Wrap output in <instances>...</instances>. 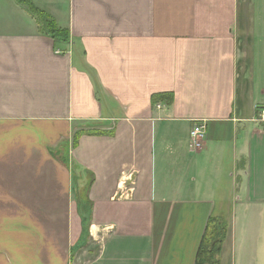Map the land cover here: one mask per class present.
Listing matches in <instances>:
<instances>
[{"label":"crops","instance_id":"crops-1","mask_svg":"<svg viewBox=\"0 0 264 264\" xmlns=\"http://www.w3.org/2000/svg\"><path fill=\"white\" fill-rule=\"evenodd\" d=\"M262 109L264 0H0V264H264Z\"/></svg>","mask_w":264,"mask_h":264},{"label":"trees","instance_id":"trees-1","mask_svg":"<svg viewBox=\"0 0 264 264\" xmlns=\"http://www.w3.org/2000/svg\"><path fill=\"white\" fill-rule=\"evenodd\" d=\"M25 1V0H24ZM31 12L37 16H43L44 14L34 7L31 3H28ZM45 26L48 29V34L54 39L61 42H68L67 32L56 26L53 21H46ZM153 104L165 103L167 105H172L174 102V97L172 94H161L156 95L152 98ZM88 131L77 132L74 135V146L79 141L81 135L86 134ZM102 131H95L91 134H102ZM87 134H90L87 133ZM228 224L224 219L212 217L209 219L206 226L205 233L203 235L200 248L196 256L195 264H220V254L222 251L223 243L227 236Z\"/></svg>","mask_w":264,"mask_h":264},{"label":"built area","instance_id":"built-area-1","mask_svg":"<svg viewBox=\"0 0 264 264\" xmlns=\"http://www.w3.org/2000/svg\"><path fill=\"white\" fill-rule=\"evenodd\" d=\"M60 51H58L59 53ZM260 121L264 122V109L260 111ZM206 123H198L190 132L189 145L192 150L200 149L206 138Z\"/></svg>","mask_w":264,"mask_h":264},{"label":"rangeland","instance_id":"rangeland-1","mask_svg":"<svg viewBox=\"0 0 264 264\" xmlns=\"http://www.w3.org/2000/svg\"><path fill=\"white\" fill-rule=\"evenodd\" d=\"M204 141H205V140H204ZM204 141H203V142H204ZM202 144H203V143H202ZM201 147H202V146H201Z\"/></svg>","mask_w":264,"mask_h":264}]
</instances>
